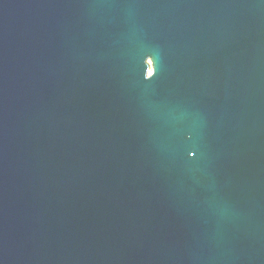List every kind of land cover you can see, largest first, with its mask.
<instances>
[{"label":"water","instance_id":"1","mask_svg":"<svg viewBox=\"0 0 264 264\" xmlns=\"http://www.w3.org/2000/svg\"><path fill=\"white\" fill-rule=\"evenodd\" d=\"M0 264H264V0H0Z\"/></svg>","mask_w":264,"mask_h":264}]
</instances>
